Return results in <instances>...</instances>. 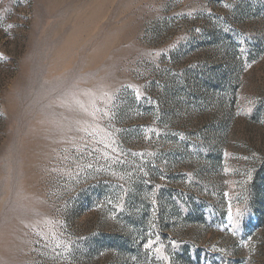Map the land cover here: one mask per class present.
Wrapping results in <instances>:
<instances>
[{
    "label": "rangeland",
    "instance_id": "rangeland-1",
    "mask_svg": "<svg viewBox=\"0 0 264 264\" xmlns=\"http://www.w3.org/2000/svg\"><path fill=\"white\" fill-rule=\"evenodd\" d=\"M0 264H264V0H0Z\"/></svg>",
    "mask_w": 264,
    "mask_h": 264
},
{
    "label": "snow or ice",
    "instance_id": "snow-or-ice-1",
    "mask_svg": "<svg viewBox=\"0 0 264 264\" xmlns=\"http://www.w3.org/2000/svg\"><path fill=\"white\" fill-rule=\"evenodd\" d=\"M146 247H149V245H146Z\"/></svg>",
    "mask_w": 264,
    "mask_h": 264
}]
</instances>
